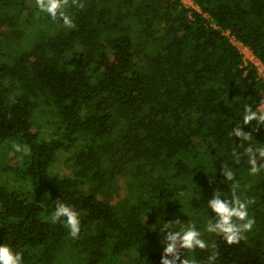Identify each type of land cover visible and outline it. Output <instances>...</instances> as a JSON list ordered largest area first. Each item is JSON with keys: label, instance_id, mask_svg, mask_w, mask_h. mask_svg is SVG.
<instances>
[{"label": "trees", "instance_id": "16d2710c", "mask_svg": "<svg viewBox=\"0 0 264 264\" xmlns=\"http://www.w3.org/2000/svg\"><path fill=\"white\" fill-rule=\"evenodd\" d=\"M82 2L69 29L35 0H0V245L23 264H160L159 226L179 219L209 245L185 250L200 264L213 251L264 264V170L251 175L245 152L264 125H243L264 78L240 48L264 63V0ZM236 182L255 224L229 245L207 232L206 205ZM58 200L78 211L77 238L51 222Z\"/></svg>", "mask_w": 264, "mask_h": 264}, {"label": "clouds", "instance_id": "9594fccd", "mask_svg": "<svg viewBox=\"0 0 264 264\" xmlns=\"http://www.w3.org/2000/svg\"><path fill=\"white\" fill-rule=\"evenodd\" d=\"M35 4L39 12H44L51 17L53 21L62 20L63 25L69 29L76 27L74 19L67 12V9L74 6L83 9L85 4L82 0H35ZM256 122L253 126L254 131L259 130V126L264 125V98L260 99L255 110L251 105H246L243 116V125H250ZM244 126L237 125L231 129V135L239 138L241 142H251L253 138L252 132L244 131ZM16 152L27 154L30 149L26 146L15 144ZM249 157L250 174L257 175L261 170H264V145L253 147L249 146L245 149ZM239 156H236V162L239 163ZM221 174L226 177L227 181H235L236 176L234 171L224 166L221 168ZM231 186V197L225 198L219 194V189L214 191L213 197L207 202L206 207L215 213V218L207 224V232L221 236L229 245L238 244L245 238V233L250 232L255 224L254 217L249 216L248 206L254 201L251 199L242 200L237 193L239 187L238 182ZM63 219L64 226L69 230V235L72 238H77L81 231V222L79 213L70 205L63 201L56 202V208L51 216V222H61ZM177 219L174 223L165 221L159 226L161 236V244L164 246L160 264H200L195 258H189L185 255V250L192 251L195 249L206 250L209 245L202 238V233L195 224L189 223L187 227L179 230L173 229L174 224H179ZM219 253L213 251L208 256L207 264H215ZM0 264H23V254L14 252L9 245H0Z\"/></svg>", "mask_w": 264, "mask_h": 264}, {"label": "built area", "instance_id": "2783aa9c", "mask_svg": "<svg viewBox=\"0 0 264 264\" xmlns=\"http://www.w3.org/2000/svg\"><path fill=\"white\" fill-rule=\"evenodd\" d=\"M182 1H183V3L186 6H191V7L198 8V6H195L194 5V2L193 3H190L191 5H187L185 2H187L188 0H182ZM227 34L229 35V33H227ZM232 40H233V38H232ZM240 48H241V50H242V52L244 54V61H245V63L247 64L248 62H253L257 66V68H258L259 74L264 78V63L259 58H257L249 48L245 47V48H247L250 51L251 55H248L247 52L242 49V47H240Z\"/></svg>", "mask_w": 264, "mask_h": 264}, {"label": "rangeland", "instance_id": "374dc122", "mask_svg": "<svg viewBox=\"0 0 264 264\" xmlns=\"http://www.w3.org/2000/svg\"><path fill=\"white\" fill-rule=\"evenodd\" d=\"M187 5H191L190 3H193V1L192 0H188L187 2H185ZM195 5V4H194ZM195 6H197V5H195ZM240 44V43H239ZM242 47V49L243 50H245L246 52H247V54L248 55H251V53H250V51L247 49V48H245L244 46H241Z\"/></svg>", "mask_w": 264, "mask_h": 264}]
</instances>
